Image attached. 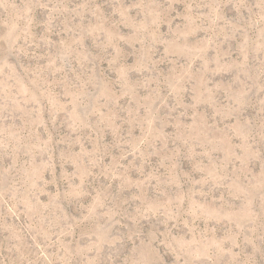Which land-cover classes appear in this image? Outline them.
Masks as SVG:
<instances>
[{"label":"rangeland","instance_id":"rangeland-1","mask_svg":"<svg viewBox=\"0 0 264 264\" xmlns=\"http://www.w3.org/2000/svg\"><path fill=\"white\" fill-rule=\"evenodd\" d=\"M0 264H264V0H0Z\"/></svg>","mask_w":264,"mask_h":264}]
</instances>
